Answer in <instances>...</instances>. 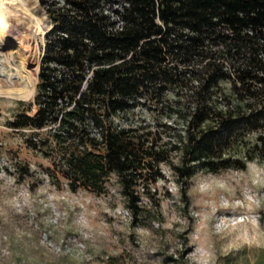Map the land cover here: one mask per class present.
<instances>
[{
    "label": "trees",
    "instance_id": "obj_1",
    "mask_svg": "<svg viewBox=\"0 0 264 264\" xmlns=\"http://www.w3.org/2000/svg\"><path fill=\"white\" fill-rule=\"evenodd\" d=\"M41 2L53 27L35 100L20 101L38 109L11 123L52 126L60 150L48 174L72 191L107 193L116 178L137 222L164 164L187 191L198 171L264 158V134L247 138L264 127V0Z\"/></svg>",
    "mask_w": 264,
    "mask_h": 264
},
{
    "label": "rangeland",
    "instance_id": "obj_2",
    "mask_svg": "<svg viewBox=\"0 0 264 264\" xmlns=\"http://www.w3.org/2000/svg\"><path fill=\"white\" fill-rule=\"evenodd\" d=\"M25 11L18 15V39L6 41L0 27V264H264V158L258 155L243 169L198 171L187 191L164 164L170 176L152 187V198L143 197L149 211L137 222L116 178L99 194L72 191L67 178L48 174L60 150L52 126L11 123L17 113L38 109L20 101L35 100L45 35L53 27L41 0ZM221 82L229 89V80ZM23 86L27 96L13 92ZM168 122L184 128L183 120ZM260 132L264 127L247 138L253 142ZM21 163L32 174L22 176Z\"/></svg>",
    "mask_w": 264,
    "mask_h": 264
},
{
    "label": "bare ground",
    "instance_id": "obj_3",
    "mask_svg": "<svg viewBox=\"0 0 264 264\" xmlns=\"http://www.w3.org/2000/svg\"><path fill=\"white\" fill-rule=\"evenodd\" d=\"M36 0H0V27L3 30L6 41H14L18 39V32L21 29L18 21V15L25 13V6L28 7ZM11 26L9 29L8 26ZM29 46V43L27 44ZM30 89L26 86L22 88H14L13 92L23 96H27Z\"/></svg>",
    "mask_w": 264,
    "mask_h": 264
}]
</instances>
